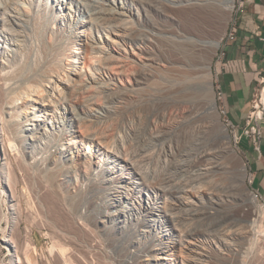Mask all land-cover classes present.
Returning a JSON list of instances; mask_svg holds the SVG:
<instances>
[{"label": "rangeland", "instance_id": "374dc122", "mask_svg": "<svg viewBox=\"0 0 264 264\" xmlns=\"http://www.w3.org/2000/svg\"><path fill=\"white\" fill-rule=\"evenodd\" d=\"M110 1L107 0V2ZM242 2L243 0H234V6L225 23L220 45L211 58L213 85L211 97L215 100L221 123L226 126L231 146L235 149L245 167L242 176L230 172L231 164L228 159L217 155V153H213V157L200 162L199 167L190 171L184 172L177 168L180 163L185 161L187 156L184 154L187 155L191 145L189 136L191 125H185L183 122V113L186 111L188 103L185 102L184 98L181 99L179 94L178 98L174 91L177 85H190L194 83V80L189 78L184 83L179 84V79L175 78H178V74L184 71L183 67L178 68L179 64L175 61L167 63L163 60H156L157 62H152L151 65L145 67L149 69L152 75L145 84L138 86L132 82L134 73L139 72L142 63L145 61L144 55L146 54L140 51L141 48L146 46L147 50H155L156 58L162 59L161 52L158 49L156 51L154 46L162 48L165 44L163 39L166 40L162 35L155 36L153 34L155 30L151 28L150 24L139 19L136 14L130 15L129 12H126L125 16L112 22H124L126 26L129 25L127 29L132 28L131 30H137L142 35L146 34L154 42L149 40L133 44L128 41H121L112 32L111 27L108 26V22L111 21L109 18L96 19L92 22L90 20L87 21L88 24L87 22L72 24L74 18L77 20L87 18V12L82 10L80 4L77 6L76 3L72 2V8L75 11L70 12L72 15L70 22L69 16L65 14L68 11V0H22L19 12L21 10L22 18L28 23V28H25L22 32L23 41L20 47H11L7 44L14 49L11 54L4 57L0 54L1 127L5 126L10 115L20 117L21 109L32 103L29 100H23V102L11 108H16L15 111H11L7 106V102L11 97H15L21 90L29 88L30 84L35 85L40 82V88L50 91L49 87L52 86V83H48L47 79L51 78L59 84L60 90L63 88L72 95L70 104L82 116H86L87 119H90L89 116H91L93 121V114L106 115L105 119L103 118L101 121L94 120L91 124L90 120H86L87 122L82 123L81 126H76L77 134L81 130L83 131L84 128L88 129V126H91L89 129L101 131L111 146L122 139L123 143L119 141L117 148L125 154V157L129 158L142 170L156 172L157 183L161 182L163 185L166 184V180H169L168 178H172L173 183L180 187L178 190L181 192V198L174 201L168 200L170 203L179 205V223L178 226L176 225L175 228L177 229L174 232L178 242L172 247L171 253L173 254L170 255L172 259L167 260V264L171 262H173L171 264H264V248L260 249L258 247L261 243L254 244L249 222H240L231 226L229 221H226L218 228L215 227L216 229L207 230L209 232L205 231L206 227L213 223L212 218L214 215L235 212L249 217L254 208L252 204L243 201V196L240 197L239 194L241 190L245 189L246 191L247 188H253L250 179L249 159L240 147L242 138L237 143L235 133L239 135V132L235 130L236 128L227 124L226 117L221 112L220 103L215 95V79L219 56L225 43L226 34L242 11L239 9L242 8ZM23 4L26 6L23 7ZM80 9L82 14L79 12ZM2 16H5V14H2ZM5 20L6 16L4 20H0V25L5 23ZM158 26L165 27L164 31L167 34H176L178 30H174L175 25L169 21L161 20L158 22ZM181 28H184V26ZM79 33L82 34L79 35ZM72 44L81 52H74L77 49L72 48ZM73 61L77 62L74 63ZM72 64L77 66L75 72L71 69ZM263 86L264 82L259 84L257 88L261 90ZM59 88L54 91L56 92L54 95L57 94ZM69 88L71 89L69 90ZM70 91L76 92L72 94ZM164 92L170 93L171 100L174 99L180 102L165 108L162 118L155 120L153 118L148 123L136 122L131 107L139 105L140 101L155 100L160 95H165ZM189 93L191 94L192 91L190 90ZM43 94L45 92H39V95L45 96ZM195 96H193L194 100H203L201 94ZM105 102H108L115 111L111 115L112 117L100 108ZM10 112L12 113L10 114ZM36 112L38 113V111ZM48 113L50 114L47 116L50 118L51 111ZM55 118L63 119L60 113H56ZM51 120H53L51 124L54 125L55 129L53 131L56 134L51 142L46 145L49 147L47 148V154L44 153L46 156L37 154V160L34 163L29 160L28 154L25 153L26 148H24V145L22 146V143L14 140V130L11 132L12 134L5 131L2 135L4 137H0V140H3V143L5 142V145L3 144L4 149L1 147L0 142V264H12L10 259V253H13L12 247V251H9L8 246L2 241L10 232L21 235V237L19 235V241L23 249H21V253H29V255L35 256L31 257V261L36 262L35 264H56L62 259L63 249L65 255L69 253L66 256H69L74 264L83 262V259H80L79 256L85 258L81 264H148L151 262L149 254L152 252L148 249L138 251L131 246L123 249L126 243L120 245L115 239L110 240L109 237L105 239V236H100L99 231H96L93 226V217L97 214L101 202L105 198L106 185L102 176L91 170L86 177L78 172V178L75 180L74 176L64 173V167L61 164L57 165L58 168L55 169L47 168L46 159L52 156V149L59 146L56 143H59L61 138L65 137V129H67L65 124V127H62L63 122H60V124L56 123V119L55 121L54 119ZM14 143L17 145H15L16 147L13 146ZM87 147H89L88 144H82L77 148L72 147L69 149L68 157L75 159L81 152L86 151ZM45 150L44 147L43 152ZM181 151L183 152L181 153ZM4 153L9 157L8 159L6 156L7 164L12 167L15 172L13 174H16V176H11L9 186L15 194L14 197L10 196V191L6 185L5 175L8 169L10 171L11 168L7 169L9 165L1 158ZM92 159L97 160L96 157H92ZM21 163L27 166L28 169L25 166V169H23V165H20L22 166L20 167L19 164ZM152 181L154 182L153 179ZM239 181L240 184H238ZM224 192L229 196H223ZM165 197L169 198V195ZM73 198H84L86 200L80 202L74 199L75 204H72L71 200ZM217 198L222 199V206L219 210L212 208L213 201L218 200ZM93 204H95V207ZM209 213L212 215L209 216ZM83 226L85 228L90 227L89 230L93 229V232H97L94 234H98L99 239L95 236L94 241L90 240L87 233L88 229H83ZM193 231L195 233L198 231L197 235ZM84 250L86 251L84 252ZM84 253L86 254L84 255Z\"/></svg>", "mask_w": 264, "mask_h": 264}, {"label": "bare ground", "instance_id": "6f19581e", "mask_svg": "<svg viewBox=\"0 0 264 264\" xmlns=\"http://www.w3.org/2000/svg\"><path fill=\"white\" fill-rule=\"evenodd\" d=\"M68 2V11H66L65 14L66 16L68 15L69 18L72 17L70 12L75 11L72 8V2L76 3L77 6H79L80 4L82 6V10H85L87 12V18L82 19L83 21L80 20L81 18L79 19L80 21L74 18L72 19V24L87 22L90 20L92 22V20L96 21V19L101 18H109L111 19V21L108 22V26L111 27V30H113L112 32H114L115 36L118 37V39H120L121 41H128L133 44H137L138 42L143 43L149 40L154 42L152 38H149V36L146 34L142 35L141 33H138L137 30H131L132 28L130 30L127 29L129 25L126 26L124 22H112L113 20L125 16L126 12H129L130 15L136 14L139 19L146 22L147 24H150L151 28L155 30V32L153 33L155 36L162 35L163 37H165L166 40L163 39V41L165 42L164 47L161 46L162 48H157L154 46L156 51L158 49V51L161 52L162 59L156 58L155 50H147L146 46L145 48H141L140 51H142L143 53L145 52L146 54L144 55L145 61L144 63H142V69L140 68L139 72L134 73L132 82L138 86L141 84H145V82L148 81L149 77L152 76L149 69H146L145 67L151 65L152 62H157L156 60H163L167 63L170 61H175L179 64V66L177 65L178 68L180 66L181 68L183 67L184 71L181 72V74H178V78H175L177 80L179 79V84L184 83L189 78H191V80H194V83L190 85H177L174 91L177 97L178 94L179 96L181 95L180 98H184L186 100L185 102L188 103L186 111L183 113V122L185 125H191V133H189L191 145L189 146L190 148L187 152V155L184 154L185 156H187L185 161L180 164L178 163L179 166H177V168L184 172L190 171L196 167H199L198 165L200 162H204L213 157V153H217V155L221 157L223 156L228 159L229 163L231 164V170H229L230 172H234L240 176L244 174L245 167L242 164L239 155L231 146L226 126L221 123L215 100L213 99V97H211L213 86L211 58L220 45V40L225 30V23L234 6V0H111L110 2H107V0H68ZM21 3L22 0H0V20H4L6 16L5 23H2L0 25V47H2V49H0V54L3 57L5 55L11 54L12 50H14L8 45H10L11 47H20L21 42L23 41L22 32H24L25 28H28V23L25 22V20L22 18V14L20 13L21 10L19 12V6ZM24 6L26 5L23 4V7ZM79 12L81 13V9ZM2 14H5V16H2ZM161 20L169 21L173 25H175L177 28L174 26L176 29L174 27L173 29H178L177 33L167 34L166 31H164L165 27L161 28L162 26H158V22ZM183 26L184 28H181ZM81 34L82 33H79V35ZM91 45L95 47V45ZM73 47H75L74 44H72V48ZM74 52L77 53L81 51L80 49H77V51ZM163 57H165V59H163ZM73 62L75 63L77 61ZM72 65L73 66L71 69L75 72L77 70V66L75 64ZM70 72L72 71L70 70ZM57 79L59 80V78ZM47 81L48 83H52V86L49 87L50 91L48 89L45 90V88H40L41 82L35 85L30 84L29 88H27L26 90H21L18 95L16 94L17 96L11 97L10 100H8L7 106L10 109L16 104L23 102V100H29L32 103L31 105H26V107L23 108L20 106L22 108L20 111V117L18 115H10V118L7 119V123L4 126L5 128L3 126L1 127L0 125V137H4L2 135H4L5 131H7L6 133H11L14 130V140H18L20 143H22V146L24 145V148H26L25 153L28 154L29 160L34 163L37 160V154L46 156L44 153H46L48 151L47 148H49L46 145L47 143L51 142L52 138H54L56 134L53 131L55 127L53 124H51L53 121L51 119H54V121L56 119V123L63 122L62 127L65 124L67 128L65 129V137L61 138L59 143H56L59 146L52 149V156L49 159H46L45 164L48 165L47 168L55 169L58 168L57 165L61 164L64 167V173L70 176H74L75 180L76 178H78V172H81L83 176L86 177V175L91 170L102 176L103 182L106 185V192L104 194L105 198L102 200L97 214L93 217V226L95 227L96 231H99L100 236L104 235L105 239L108 237L110 238V240L115 239L116 242L120 243V245L122 243H126V246L123 247V249H127L130 246L138 251L148 249L150 252H152L151 254H149V259L152 261L148 264H167L166 261L172 259L170 258V255L173 254L171 253L172 247H174V245L178 242V239H176V235L174 234V232L177 229L175 228L176 225L178 226L179 223V205L177 203H170L168 202V200L174 201L177 198H181V192L180 190H178V188L180 187L173 183L172 178H168L169 180H166V184L162 185L161 182L157 183L156 172L154 173L148 170H142L134 162L129 160V158L125 157V154H123L117 148L121 141V143H123L122 139H120V142L118 141V143L114 146H111L106 141L104 134L101 131L98 132L95 131V129H89V127L91 126H88V129L84 128L83 131L81 130L80 133L77 134L76 132L78 130H75L76 126H81L82 123L87 122L86 120H90L91 124L94 122V120L101 121L104 117H106V115H103L101 113H99L101 115L97 113L93 114L92 112L93 121L91 120V116H89L90 119H87L86 116H82V114H80V112L72 104H70L72 95H70L68 91H65L63 88V90H60V88L58 87L59 84H57L55 80H51V78H48ZM263 82L264 79L262 78L260 79L259 84ZM57 88H59V90L57 94L54 95V93H56L54 91H56ZM40 89L45 92V94H43L45 96L39 95V92H42ZM70 89L71 88H69V90ZM190 90L192 91L191 94L189 93ZM70 92L72 94H75L76 91L74 93L72 91ZM169 94L167 92L165 93V95H160L155 100L147 99L144 102L140 101L141 103L137 106H132L131 111H133L132 113H134L135 121L138 123H148L153 118V120L162 118L165 108H168L171 105L174 106L180 102L174 99L171 100V96L169 97ZM199 94H201L202 97H200L203 100H194L193 96L196 97L195 95ZM258 94L259 98L257 100V104H261L264 106V86L261 90L258 89ZM50 96L54 97L51 98ZM100 108H102L104 112L110 116L115 112L112 106L108 104V102H105L103 105H101ZM15 109H11V111H15ZM36 111H38V113ZM49 111H51L50 118H48L47 116L48 114H50L48 113ZM11 113L12 112H10V114ZM56 113H60L63 119L60 120L61 118H55ZM256 113L260 114V111H256ZM2 141L3 140H0L1 147L4 149L5 142L3 143ZM82 144L89 145L86 151L81 152L80 155H78V157H76L75 159L68 157L69 149H71L72 147L77 148ZM15 145L16 144L14 143L13 146ZM44 147L46 148V150L43 152ZM113 147L115 149H112ZM181 150L183 149L181 148ZM182 152L183 151H181V153ZM6 156L7 155L4 153L1 158H3L5 160V163L7 164L8 156ZM92 157H96L97 160L95 161L94 159H92ZM20 165L23 164L21 163L19 164V166ZM24 166L25 165H23V169H25V167L28 169L27 166ZM8 168H11L10 171ZM7 169L8 172L5 175L6 185L8 186V189L10 191V196L14 197L13 195L15 194H13V190L9 186L11 176H16V174H13L15 172L12 170V167H10V165L7 167ZM12 179L14 178L12 177ZM152 179L154 180V182L152 181ZM165 179L167 178L165 177ZM250 179L252 182V175ZM238 184H240V181ZM240 192L241 193L239 194L240 197L243 196V201H247L248 204L250 203L254 206L253 210L251 209L252 212L250 216H242L235 212H229V214H217L213 216V223L211 225H208L205 231L209 232L207 230L213 228L216 229L215 227L218 228L222 223L226 221H229L231 226L246 221L250 223L248 224L253 234L254 239H252L255 242L254 244L258 245L259 243H261L258 245V247L260 249L264 248V204H261L258 201L257 195H253L251 189L247 188L246 191L244 189ZM166 195H169V198L165 197ZM224 195L229 196V194H225V192L223 193V196ZM74 199L80 202L86 200H84V198H73L71 200L72 204H75ZM217 199L218 200L213 201L212 208L219 210V208L222 206V199ZM93 206L95 207V204H93ZM211 213H209V216L212 215ZM79 221L78 223H80ZM84 224L88 225L86 223ZM85 227L83 229H88L87 233L90 236V240L94 241L95 236H97L99 239V235H95L97 232H93V229L89 230L90 227ZM19 235L17 233L14 234L10 232V234L2 240L6 244V246H8L9 251L13 250V253H10L11 263L35 264L36 262L34 263L31 261V257L33 258L35 256H31V254L29 255V253H21L22 245L19 241ZM84 238L86 237L84 236ZM85 251L86 250H84V252ZM62 252V259L56 262V264H74L71 258L69 256H66L69 253L65 255L64 249L62 250ZM86 253H84V255ZM79 258L83 259L84 262L85 258H81L80 256Z\"/></svg>", "mask_w": 264, "mask_h": 264}, {"label": "crops", "instance_id": "0c3cea01", "mask_svg": "<svg viewBox=\"0 0 264 264\" xmlns=\"http://www.w3.org/2000/svg\"><path fill=\"white\" fill-rule=\"evenodd\" d=\"M225 39L218 60L215 88L222 91L219 101L239 131L251 109L253 93L264 77V0H247ZM241 150L248 157L252 187L264 198V134L259 149L242 137Z\"/></svg>", "mask_w": 264, "mask_h": 264}, {"label": "built area", "instance_id": "2783aa9c", "mask_svg": "<svg viewBox=\"0 0 264 264\" xmlns=\"http://www.w3.org/2000/svg\"><path fill=\"white\" fill-rule=\"evenodd\" d=\"M245 1L247 0H243L242 2V8H243V4ZM242 8H239V9L242 10ZM228 35H230V31L226 34L225 37H227ZM262 78L264 79V77ZM258 89L259 88H256L253 93L252 100H251V109L247 114L245 125L239 131L237 130L236 126L229 119L226 118L227 124L236 128L235 130L239 132V135L235 133V139L237 143L242 137H245L250 140L255 150L259 149L260 139L262 135L264 134V106L261 104H257V100L259 98ZM215 95L218 101H220L221 98L223 97L222 91L218 88H215ZM220 109H221V112L224 113L225 115V110L221 106V104H220ZM256 111H260V114H257ZM250 189L253 195H257L258 201L262 202L261 204H264V198L262 197L261 193L254 188H250Z\"/></svg>", "mask_w": 264, "mask_h": 264}]
</instances>
